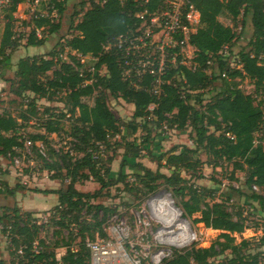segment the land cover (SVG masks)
<instances>
[{
    "label": "trees",
    "instance_id": "obj_1",
    "mask_svg": "<svg viewBox=\"0 0 264 264\" xmlns=\"http://www.w3.org/2000/svg\"><path fill=\"white\" fill-rule=\"evenodd\" d=\"M23 1L7 0L0 7L3 14L0 64L4 69L11 67L10 56L23 36H16L14 30L17 20L14 14ZM66 1L54 4L57 22L49 9L47 16L32 15L25 23L31 26L26 37L28 46L42 45L47 38L45 32L60 29L59 18ZM152 2L153 5L155 1ZM193 4L200 12V25L190 35L189 42L197 49L195 59L200 65L195 70L180 64L170 68L162 75L159 95L150 91L151 75L137 78L131 74L125 78L120 52L115 47L108 51L103 49L106 42L127 33L137 21L132 14L135 8L129 0H106L103 4L90 0L84 11L85 1L81 0L80 11L73 14L77 18L69 25L74 33L59 49L17 60L9 91L21 101L27 99L26 107L15 115L0 110V156L17 157L24 148L23 133L20 132L23 121L35 118L44 132L29 135L31 150L41 161L40 168L62 184L52 190L34 189L57 196L47 221L54 227L51 243L39 236L45 224H38L32 212L22 211L17 205L4 208L0 225L1 232L9 240L10 260L7 263L0 258V264H89L85 239L106 236L103 224L115 212V208L95 200L118 184L127 191H138L144 197L164 187L177 199L183 217L198 214L192 219L194 223L221 231L219 238L209 246L191 244L175 248L160 264H264V250H248L250 242L246 239L234 242L233 234L242 233L250 225L232 202L233 198L225 193L217 198L218 188L189 182L182 174H189L194 179L204 177L201 171L204 162L198 155L203 150L213 169L226 161L232 165L231 178L235 170L244 172L248 192L238 190V193L248 200L264 203L261 195L252 190V185L264 187V147L261 143H253L262 123V108L254 94L264 89V56L259 58L264 53V0H193ZM225 13L233 22L240 16L242 23L248 18L252 27L247 44L239 50V69L231 71L220 58L217 59L219 71L226 70L228 79L205 72L207 54H216L223 45L234 44L240 37L234 25L221 21ZM38 29L40 36L36 35ZM65 48H68V60L61 57ZM76 54L94 57L93 70L86 71ZM102 67L106 70L104 74L100 73ZM243 79L253 83V92L242 91L239 83ZM217 81L218 86L214 85ZM60 93L64 94L65 112L55 113L46 106L42 110L46 118H42L36 101L52 100ZM109 97L133 104L129 120L115 116L108 104ZM84 98H91L92 102L88 103ZM151 104L153 108L149 109ZM64 120H71L67 130L63 127ZM167 129H189L188 135L194 146L175 145L161 154L148 151L150 158L158 164L153 170L138 159L142 151L148 149L153 130L164 135ZM138 131L143 132L141 140L138 143L134 139L129 141ZM52 133L64 134L68 139L65 145L54 146L48 137ZM36 143L42 144L44 155L39 153ZM120 149L119 169L114 171L111 163ZM126 167L129 172L125 171ZM161 167L170 173L161 171ZM129 177L133 178L132 182ZM90 178L99 184L98 190L84 192L76 187L77 183ZM66 180L68 182L64 184ZM19 186L23 187L16 183L7 188V192L12 195ZM74 240H77L75 248L72 247ZM260 240L264 243V233ZM57 248L65 249L59 258L55 252ZM18 249L22 251L20 254ZM225 252L228 256L219 260Z\"/></svg>",
    "mask_w": 264,
    "mask_h": 264
},
{
    "label": "rangeland",
    "instance_id": "obj_2",
    "mask_svg": "<svg viewBox=\"0 0 264 264\" xmlns=\"http://www.w3.org/2000/svg\"><path fill=\"white\" fill-rule=\"evenodd\" d=\"M85 6L82 9L83 11L89 4L90 0H84ZM80 2L81 0H67L64 5V11L60 15V29L53 33L45 32L47 36L46 40L40 46H28L26 44V37L31 31V26L26 25L34 13L27 6L25 0L18 4L15 17V35L22 36L20 41V45L17 47L15 51L12 52L10 56V68H2L0 64V110H5L11 112L12 114H18L23 111L26 107L25 100H20L15 97L9 91L10 79L14 77L15 71V63L21 57L27 55H44L47 54L53 48L59 49L60 46L64 44V40L70 37L74 31L69 28L70 21L76 20L77 17H74L73 14L77 11H80ZM3 5L0 4V7ZM39 12H46L44 6L38 8ZM57 11H53L51 16H54V22H57L58 15ZM73 16V18H72ZM3 14L0 13V32L3 26ZM221 21L224 24L234 25V28L237 29L238 26L242 23L241 16L236 22H233L229 15L226 13L221 17ZM244 28L243 36L244 38L239 40L237 44V49H240L243 45L247 44L248 39L252 33V27L250 20L247 18L244 23H242ZM237 51V50H235ZM68 48H65L64 52L61 53L62 59L68 60ZM71 54H75L71 51ZM95 58L91 55H86L83 57L82 64L86 71H90L93 68ZM81 62V61H80ZM106 72L105 68L102 67L100 69V73L104 74ZM217 72V70H215ZM239 80V79H238ZM219 82H215L214 85L218 86ZM239 87L242 89L244 93L253 92L254 85L248 79L240 80ZM32 96L31 94L29 95ZM29 97V98H30ZM64 94L60 93L57 96H54L52 100H46L44 98L38 99L36 101L37 110L42 118H46L45 114H42V110L44 107L51 108L52 112H65L64 109ZM84 101L91 103V98H84ZM108 104L111 110L114 112L115 116L119 119L127 121L131 118L134 106L131 103L125 102L121 98L114 99L112 97L108 98ZM69 117V115H66ZM71 120H64L63 127L64 129H68L69 122ZM23 128L20 129V132L23 133L25 138L29 139L30 134L34 133H43L44 130L39 128L38 121L35 118H31L28 121H23ZM189 129L187 131H178L167 129L164 135H158V131L153 130L152 137L150 143L147 145L148 149L142 151L140 158L145 166L155 170L157 168V161L150 158L148 151H154L157 154H161L165 151H168L172 146L175 145H186L189 147H193V143L191 138L188 135ZM155 133V134H154ZM143 132L138 131L134 136L130 137L128 140L134 141L138 143L141 140V135ZM49 139L52 140L54 146L60 147L65 145L67 142V138L65 135H57L56 133H52L48 135ZM119 154L116 155L114 161L111 163V168L114 171L119 169V162L121 160V152L120 149ZM111 154V153H109ZM199 158L204 162L201 167V171L204 174V177L201 179H194L193 176L189 174L182 173L184 176H187L189 182H193L195 184H200L201 186H206L208 188H218L216 197L218 198L219 194L225 193L230 195L233 198V203L238 206V210L243 212V216L246 218V222L250 225L249 228H246L242 233H234V242L238 243L242 239L248 240L249 247L248 250H264V243H260V238L264 233V203L260 204L256 200H248L245 196L240 195L238 190L248 192V189L244 185L245 175L244 172L235 170L233 174V178H231L232 165L226 161H223L221 165L217 168H214L209 164L208 155L201 150L199 152ZM13 157L17 159L18 162H14ZM4 159V158H3ZM3 163L7 168L10 166L12 170H14L15 180L12 181L14 187L17 184L23 186L16 188V191H19L24 194V203L23 206L28 208L29 210L23 209L21 206L19 208L22 211H30L33 213L32 217L37 220V223L45 224L43 229L40 231L39 236L45 240L46 243H51L54 241L53 230L54 227L51 223H47L48 218L50 217V207L46 210H40L43 206L48 207L51 203L56 201L55 195H49L44 192H35L34 189L38 190H49V187L58 188L61 186V182L58 179H53L50 176V173L44 171L40 168L41 161L37 158L35 151L26 148H22L19 151V154L16 156H8L3 160ZM1 164V163H0ZM3 167V166H1ZM161 171L169 174L170 171L164 167L160 168ZM126 172H129V168H125ZM129 182L133 181L132 177L128 178ZM225 182V186L221 187V183ZM68 181L66 180L64 184ZM76 187L84 192H94L98 190L99 184L93 179L86 180L82 183H77ZM253 191L259 193L264 201V187L253 189ZM24 191V192H23ZM103 192H107L104 190ZM42 193V194H41ZM9 194V193H8ZM10 196V195H9ZM161 197H166L167 201L171 206L174 207L177 216L172 220V224L161 222V217L159 214L154 213L151 206V201H156ZM5 201L0 197V214L4 211V208L11 207L16 205V202L11 201V197L6 196ZM95 202H101L104 205L115 208V212L108 218L103 224L106 230L109 227L115 228L116 233L119 234L122 229L124 233H126L127 244H132L133 249L131 250V255L133 258H140L141 260L146 257V262L149 261V256L155 251V246L158 243L157 233L161 230H164V226L170 225L168 229L174 228L178 230L179 223L184 221L186 223L188 230L187 232H195L197 234V240H190L189 243L185 245V247L190 246L191 244H196V246L206 247L209 246L211 242L219 238L220 230H215L211 228H205L202 223H194L192 219L198 214H195L191 218L183 217L181 209L177 206V199L173 198L169 191L164 189V187H160L156 192L149 195L148 197H144L140 192H130L124 189L122 184H118L117 186L110 187L108 193L95 200ZM36 208V209H35ZM179 217V218H178ZM178 220V221H177ZM186 220V221H185ZM173 221H175L173 223ZM0 225V258H2L5 262H9L10 260V245L7 237L1 232ZM107 232V231H105ZM65 234L66 231H63ZM77 240L72 242V247H76ZM164 245V244H163ZM56 256L59 258L64 252V248H57L55 250ZM148 256V257H147ZM225 256H228V253L225 252L223 255L218 257V259H222ZM145 261V260H144Z\"/></svg>",
    "mask_w": 264,
    "mask_h": 264
},
{
    "label": "built area",
    "instance_id": "obj_3",
    "mask_svg": "<svg viewBox=\"0 0 264 264\" xmlns=\"http://www.w3.org/2000/svg\"><path fill=\"white\" fill-rule=\"evenodd\" d=\"M60 0H25L27 6L34 13L32 15L47 16L50 9V15L56 11L55 2ZM97 4H103L106 0H91ZM133 3L135 10L133 16L137 20L133 27L125 34H121L106 42L103 45L104 51H108L111 47H115L123 58V76L129 78H141L148 74L153 77L151 93L160 94V84L162 83V75L176 64L186 66L191 70H195L200 64L196 58V48L189 42V37L194 33L200 25V12L193 4V0H129ZM226 1V0H223ZM6 4L7 0H0V4ZM44 6L46 12H39V7ZM15 15V14H14ZM240 34L238 40L234 44L223 45L216 54H207L205 61V72L208 74H219L221 78L228 79L226 70L219 71V62L221 59L229 70H236L241 67L239 58V50L237 44L243 39L244 28L242 23L236 29ZM36 35L40 36V30H36ZM249 40V39H248ZM237 50V51H235ZM86 55L76 54L79 61H83ZM252 56V55H250ZM261 53L259 58H262ZM93 68L90 70L92 71ZM217 70V72H215ZM239 78H236L238 80ZM254 98L259 102L262 108L261 127L257 130L254 144L261 143L264 147V89H259ZM153 108V104L149 105V109ZM229 135V134H227ZM24 138V148L30 149L31 141L22 134ZM41 155H44V149L41 143H36ZM18 150V149H16ZM14 162H18L13 157ZM225 182L221 183V187L225 186ZM253 189H257L256 185H252ZM172 217L169 213L161 217V222L172 224ZM108 221V220H107ZM170 225L164 226V230L157 233L158 243L155 251L147 258H133L131 250L132 244H127L126 233L121 229L119 234L115 228L109 227L105 229L106 236H96L94 240L85 239V247L89 251V264H160L163 259L171 256L175 248H185L190 240H197L195 232H187L190 237H182L181 229H168ZM36 242L33 246L36 248ZM164 244V245H163ZM188 247V246H187ZM21 249L17 253H21ZM145 260V261H144Z\"/></svg>",
    "mask_w": 264,
    "mask_h": 264
},
{
    "label": "crops",
    "instance_id": "obj_4",
    "mask_svg": "<svg viewBox=\"0 0 264 264\" xmlns=\"http://www.w3.org/2000/svg\"><path fill=\"white\" fill-rule=\"evenodd\" d=\"M3 158L4 157L0 156V163H1L0 164V197H2V200H4V201L6 199L5 198L6 196L11 197V201L12 202H16L17 203L16 205L18 207L21 206L23 209L29 210L28 208L23 206L25 197H24V194L22 193V191L21 192L15 191V193L12 194V195L8 194L7 188H12V186H13L12 181L15 180V177L13 176L14 175V170H12L11 169L12 167L10 168V166L8 168H7V166H5V164L3 163V160L6 159V158H4V159ZM1 166H3V167H1ZM48 189L52 190V189H56V188L51 186ZM48 194L51 195V196L52 195L56 196V194H54V193H48ZM56 202H57V196H56V201L54 203H51L48 207L43 206V207L38 208V209L46 210V209L54 206L56 204Z\"/></svg>",
    "mask_w": 264,
    "mask_h": 264
},
{
    "label": "bare ground",
    "instance_id": "obj_5",
    "mask_svg": "<svg viewBox=\"0 0 264 264\" xmlns=\"http://www.w3.org/2000/svg\"><path fill=\"white\" fill-rule=\"evenodd\" d=\"M151 206H152L153 212L159 214L160 217H162L164 214H167V213H169L171 215L172 219H175L174 217L177 216V213L175 212L174 207L169 204V202L167 201L166 197H161L160 199H157L156 201L152 200L151 201ZM174 222L175 221H173V223ZM187 226L188 225H186V223H184V221L179 223V228L181 229V233L180 234L182 235L183 238L184 237H186V238L190 237L189 233H187V234L185 233V230H186Z\"/></svg>",
    "mask_w": 264,
    "mask_h": 264
}]
</instances>
